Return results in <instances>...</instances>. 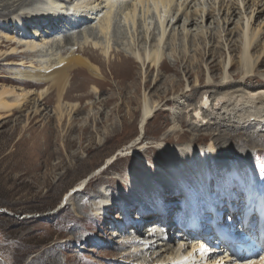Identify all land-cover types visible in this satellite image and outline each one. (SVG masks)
I'll return each instance as SVG.
<instances>
[{
	"label": "bare ground",
	"instance_id": "6f19581e",
	"mask_svg": "<svg viewBox=\"0 0 264 264\" xmlns=\"http://www.w3.org/2000/svg\"><path fill=\"white\" fill-rule=\"evenodd\" d=\"M195 1L0 0V23L13 16L18 17L20 27L25 32L28 33L32 30L35 37L42 38L41 43L37 45L26 44L27 50L32 52L22 55H15L16 49H13L11 52L13 54L7 56V52L3 53L4 46L0 42V63L3 62L8 67L19 62L30 63L34 67L29 71L8 68L6 75L0 76L2 83L0 85V113L36 111L35 114L38 115L48 111L50 107L48 105L54 103L59 124L63 119H69V130H72L76 115L86 110L83 102L91 101L90 99H94L98 95L101 100V97L106 93L107 86H110V90H112V85H110L112 79L121 84L117 86L118 93H111L100 101L103 110L98 109L93 116L92 112L87 114V119L95 117L96 128L98 125L96 118L98 115L102 116L105 110L122 111V109H127V111H143L141 130L146 133L148 121L155 116V113L162 111L164 106L172 104L174 107L176 105V108L172 110L171 120L174 127L169 131L170 134L163 138L166 144L172 143L174 140L177 144H182L191 140L188 138L189 135L193 136L192 141L195 145L203 144L208 138L207 135L195 136L191 133L212 126L222 130L221 139H225L228 135L233 141L237 137L239 140H243V136H247L245 132L250 129L256 128L259 132H264V80H262V76L259 77L263 73L264 58L259 55L256 61L252 59L253 52L264 33L262 34L261 30L257 29L259 26L255 28L250 26L253 10L255 7H259L260 3L256 4L254 0H219V3H217L218 0H214L213 3H209L207 0V3L198 10L197 4L192 6ZM246 2L253 3L251 7L247 8ZM139 5L155 8L161 24V37L158 38L155 34L156 23L155 28L151 30L152 22H146L143 31L140 32L142 24L137 14ZM263 8L264 5L261 9ZM60 10L67 12L69 10L73 13L66 16L67 14L64 15ZM248 10L251 11L248 13ZM114 12L122 14L126 26H132L138 40L131 46L128 43H119L118 40L114 41L110 37ZM263 13L264 10H257L259 17ZM238 17L240 19L235 24L234 30H229L228 26L234 24ZM233 33L235 36L237 35V40L234 43L233 40H226V36H231ZM55 35L62 36L63 41L57 40L58 37H54ZM49 40L52 42L51 46L44 49L47 45L45 43ZM212 41L221 45L219 49L223 52L226 48L229 51L232 44V47H235L236 44L240 46L241 66L244 70L246 69L245 74L250 76L246 79L234 78L230 80L228 78L227 82H218L214 77H211L212 81H205L198 66L196 67L199 68L198 71L194 73V69L183 67V72L188 70V74L192 72V75L198 73L196 83H199V86L193 88L190 94H184V91L181 90V83L175 84L176 81L173 79L172 85L165 89L163 96L158 98L162 102L165 101L164 106L160 107L161 102L154 100L151 93L147 95V89L150 88L149 84L151 83L148 79L152 78L154 71L158 74L154 79L156 83L159 82L162 74L172 72L178 76L181 74L178 69L185 62L188 63L189 53L192 50L199 51L202 61L207 55L214 54V48L211 46ZM172 60H174V64ZM106 70L109 71L110 76L105 74ZM143 72L146 82L144 84V102L142 103L139 102L140 99L137 96L140 94L141 88L139 76ZM90 85H92V91H90ZM40 86L46 88L40 92L38 100L32 104L33 93L28 90L32 91ZM202 88L206 89L205 95L193 109L192 105L182 101L183 98L194 101L195 93ZM127 89H130V92ZM119 98H125L129 103L124 106L117 105L116 101ZM133 102L137 103L136 106L133 104L135 107L132 106ZM0 117L2 116L0 115ZM105 119L108 121V114ZM179 124L181 126L178 127ZM123 125L127 126V123L123 122ZM184 125H187L191 132L178 129ZM166 126L167 124L161 125V130ZM90 130V126L83 129V136L89 134L86 145L88 150L91 149L94 135L98 136ZM231 130L236 133L235 136L228 134V131ZM259 132L253 134L252 137L248 136V142L254 144L264 140V136H260ZM110 139L111 135L105 133V142L100 141L99 147H104ZM139 142L140 140L138 143H131V146L122 152L139 149L138 146L144 144L143 141ZM167 163L159 167V172L163 174L162 176L157 174L159 182L146 180L145 176L140 179H138L139 177L137 179L128 178L127 181L129 183L131 181L129 193L132 197L130 200L116 201L112 188L108 190V187H103L99 192L103 195V199L95 204H88L83 200L84 203L80 205L85 211L94 208L97 215L100 216H110L111 214L108 213L119 210L123 213L121 219L126 221L135 208L139 211L142 221L146 219L147 214L157 217L154 220V225L147 229L145 235L138 232L136 235L134 232L130 233L131 236L125 240L126 245L122 247L123 256L129 257L132 262L137 264H208L210 256L207 259L204 257V260H199L200 255H203L202 252L191 256L195 247L193 251L188 252V247H190L188 244H193L194 239L198 240L193 238L195 234V237L203 239L204 232L199 230L203 229L205 232L211 230V225L208 226L211 220H220L222 223L223 220L217 216V212L222 210L220 209L221 204H224L229 210L230 206L238 208L241 205L240 210L243 207H259L261 215H264V188H262L264 186L258 187L251 181L252 178H244L242 192L237 184H235V188L231 187L230 182L234 186L236 180H234V176L230 175V172L225 175L224 170L222 171L223 168L216 172V182V178L211 174L212 170L209 169L206 162L197 160L190 162L182 156L180 159ZM207 171L210 172L207 173ZM210 177L215 179L211 185L208 182ZM84 183L85 181L83 185ZM81 191L82 186L78 185L75 192L80 193ZM175 194L184 200V207L178 210L179 221L176 225L174 224V214L177 213L171 207V199H169ZM121 195L123 198V194ZM215 201H218V205H215ZM237 211L239 210L237 209ZM236 215V213H231L234 218L233 224L236 226L237 223L239 225L237 228L241 232L252 235L251 231H244L245 225ZM225 224L219 225L224 226ZM136 228L138 230V226ZM173 229L178 230L177 237L180 238L177 248L172 247L169 243L168 236L172 234ZM121 230L124 231V228ZM254 240L255 248L251 251L264 250V238L257 235ZM186 242L188 244H185ZM204 245L209 244L205 242ZM226 257L228 258V253ZM250 262L246 261L242 264H256Z\"/></svg>",
	"mask_w": 264,
	"mask_h": 264
},
{
	"label": "rangeland",
	"instance_id": "374dc122",
	"mask_svg": "<svg viewBox=\"0 0 264 264\" xmlns=\"http://www.w3.org/2000/svg\"><path fill=\"white\" fill-rule=\"evenodd\" d=\"M254 1L256 4H260L253 10L250 26L254 28L259 26L257 29H260L263 34L264 13L259 17L257 10H264V8L261 9L264 0ZM208 2L213 3L214 0H208ZM206 3L207 0H196L192 6L197 4L199 10ZM252 3L246 2L247 8L251 7ZM146 7L147 5L143 7L139 5L137 10L142 24L140 32L143 31L146 22L153 23L151 30L155 28L156 23L154 31L159 38L162 29L158 14L153 6ZM149 9L151 10L149 11ZM250 11L248 10V13ZM60 12L64 15L67 14L66 16L73 13L69 10L68 12L60 10ZM114 13L110 37L114 41L118 40L119 43H128L131 46L138 40L132 26L124 24L121 13ZM239 19V17L236 18L235 23L228 26V29L234 30ZM182 24L183 20L180 25L182 26ZM20 26L19 18L15 16L0 23V42L4 46L3 53L7 52V56L13 54L11 53L13 49H16L15 55L29 54L32 51L27 50L26 44L41 43L42 38L35 37L32 30L28 33L25 32ZM54 37L63 41L62 36L55 35ZM227 39L233 40L234 43L237 40V35L235 36L233 33L231 36H226ZM51 43V40L45 43L47 45L44 49H48ZM232 45H230L229 51L226 48L223 52L219 49L221 45L212 41L211 46L214 48V54L207 55L203 59L204 62L199 56V51L192 50L189 53L188 63L185 62L186 64H182V67L178 69L181 74L176 76L172 72L165 75L161 73L163 76L157 83L154 82V79L158 74L154 71L152 78L148 79L151 83L149 84L150 88L147 89V95L151 93L154 100L161 102L160 107L164 106L165 101L162 102L158 98L163 96L165 89L172 85L173 79L176 81L175 84L181 83V90L184 91V94H190L193 88L199 86V83H196L198 73L188 74V70L183 72V67L194 69L193 73L200 68L201 76L205 81H212L211 77H214L218 82H227L228 78L230 80L248 78L250 75L245 74L246 69L244 70L241 66L240 46L236 44L235 47H232ZM253 53V61H256L259 55L264 58L263 35ZM172 63L174 64V60ZM197 66L199 68H196ZM8 68L29 71L34 67L30 63L21 62L8 67L2 62L0 63V76L6 75ZM262 72L259 77L262 76V80H264V67ZM105 74L110 76L108 70ZM143 76L144 72L140 73L141 88L140 94L137 96L140 99L139 102L142 103L144 102V84L146 82L145 76L144 78ZM0 85H2L1 81ZM110 85H112V90H110V86H107L106 93L101 97V100L98 95L96 98L90 99L91 101L83 102L86 110L76 115L72 130H69V119H63L59 124L54 103L48 105L50 106L48 111L40 113L41 115H36V111L0 113L2 116L0 117V264H137L132 262L129 257L123 256L122 247L126 245L125 240L134 232L136 235L138 233L145 235L147 229L154 225V220L157 217L147 214L146 219L142 221L139 211L135 208L126 221L121 219L123 213L119 210L111 211L108 213L111 214L110 216H100L97 215L94 208L85 211L80 205L84 203L83 200L88 204H95L103 199V195L99 194L103 187H108V190L112 188L116 201L130 200L132 197L129 193L131 181L129 183L128 178L137 179L139 177L138 179H140L145 176L146 180L159 182L157 174L163 175L159 172V167L167 162L169 164L180 159L182 156L190 162H196V160L206 162V165L212 170L211 174L215 176L216 182V172L222 168L225 175L230 172V175L234 176L233 178L236 180L234 186L230 182L231 187L235 188V184H237L242 192L245 177L252 178L251 181L258 187L264 186V140L252 144L248 142L249 138H247L259 132L256 128L247 130V133L245 132L247 136L244 135L243 140H239L237 137L233 141L228 135L225 139H221L222 130H219L220 128L206 127L191 133L195 136L207 135L208 138L203 144L195 145L191 135L188 137L191 140L182 144H177L175 140L166 144L163 138L165 135H169V131L174 127L171 121L172 110L176 108V105L174 107V105L168 104L148 121L146 133L141 130L143 111H127V109H122V111L105 110L102 116L98 115L96 118L97 130L94 122L95 117L87 119V114L92 112L93 116L98 109L103 110L100 101L111 93H118L117 86L121 84L111 79ZM90 87V91H92V85ZM45 88V86H40L32 91L28 90L33 93L32 104L38 100L40 92ZM205 91L206 89L202 88L195 93L194 101L186 98H183L182 101L192 105L193 109L201 101ZM126 103L129 101L125 98H119L116 101V104L120 106H124ZM133 104L137 105L136 102H133L132 106H134ZM107 114L109 115L108 121L105 119ZM123 122H126L127 126H122ZM163 124H167V126L161 130L160 126ZM86 126L91 127L90 132L94 131L96 135L98 134V136L94 135L95 138L89 150L86 148L89 134L83 136V129ZM179 126L181 125L179 124ZM178 129L191 132L187 125ZM105 133L111 135V139L104 147H99L100 141L105 142ZM228 134L235 136L236 133L231 130L228 131ZM259 134L264 136V132H259ZM139 140L144 142L143 145L138 146L139 149L122 152V150L128 149L131 143H138ZM214 180V177H210L208 181L210 185L214 183ZM78 185L82 186L80 193L75 192ZM121 194H123V198H121ZM169 199H171V202L169 201L171 207L177 213L174 214V224L176 225L179 221L178 210L184 207V200L177 194L170 196ZM214 203L218 205V201ZM239 207L240 211L241 207ZM220 209L222 210L217 212V216L223 220L222 223H226L225 219L230 218V212H227L228 208L224 204L220 205ZM236 214L239 219V213ZM237 226L239 225L236 223ZM123 228L124 231L121 230ZM177 236V229H173L172 234L168 236L169 243L174 248H177V242L180 241ZM194 241L193 244L185 243L190 245L188 252L193 251L195 247L191 256L202 252L203 255H200L199 260H204V257L207 259L210 256L208 264L211 262L212 264L215 262L216 264H229L227 254L224 252L225 255L222 253L217 257L208 250L209 247L206 248L208 245H202L200 239H194ZM250 263L264 264V256Z\"/></svg>",
	"mask_w": 264,
	"mask_h": 264
}]
</instances>
